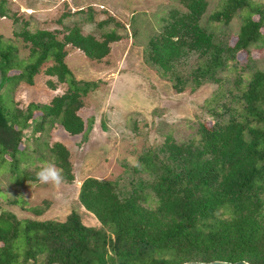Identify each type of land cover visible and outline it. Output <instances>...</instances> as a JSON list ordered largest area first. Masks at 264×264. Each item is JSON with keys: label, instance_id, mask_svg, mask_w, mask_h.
<instances>
[{"label": "trees", "instance_id": "trees-1", "mask_svg": "<svg viewBox=\"0 0 264 264\" xmlns=\"http://www.w3.org/2000/svg\"><path fill=\"white\" fill-rule=\"evenodd\" d=\"M209 7L208 0H174L148 36L146 64L177 93L195 92L206 83L221 87L231 70L237 85L253 64L252 52L264 50V6L224 0L210 13ZM0 17L13 19L14 36L28 49L26 59L20 58L0 34V91L10 87L13 96L19 84L33 86L41 72L66 85L46 104L15 107L10 118L0 95V154L14 156L32 124L29 136L56 126L71 136L84 133L79 112L99 81L77 79L66 48L101 62L110 45L124 38L118 31L123 25L108 17L97 24L98 36L83 34L76 24L64 27L59 39L58 31L32 30L29 21L9 12L5 0ZM240 54L248 63L239 64ZM46 85L56 90L54 81ZM238 90L227 92L229 100L211 110L212 119L200 120L191 138L178 142L167 134L158 147L138 156L137 165L124 164L126 178L83 180L78 200L97 225L85 224L75 210L62 221L20 220L0 204V264H264V69L254 70ZM46 148L63 181L72 183L69 150L61 142ZM40 167L23 170L22 182L38 183ZM49 206L44 200L30 211L41 216Z\"/></svg>", "mask_w": 264, "mask_h": 264}, {"label": "rangeland", "instance_id": "rangeland-1", "mask_svg": "<svg viewBox=\"0 0 264 264\" xmlns=\"http://www.w3.org/2000/svg\"><path fill=\"white\" fill-rule=\"evenodd\" d=\"M5 1L9 12L29 21L32 30L58 31L59 39L66 32L64 27L76 24L83 34L98 36L102 30H98L97 24L108 17H113L124 27L118 30L124 38L110 45L109 55L101 62L87 59L71 46L66 48V62L74 76L99 81L98 88L84 98L85 106L79 112L86 124L85 132L71 136L62 127L56 126L29 136L32 124L24 131L23 142L14 156L0 154V204L20 220L62 221L75 210L85 224L97 225V219L78 200L83 180L88 177L112 180L120 175L126 178L124 164L137 165L138 156L149 147H158L167 134L178 142L194 136L198 122L212 119L209 115L211 110H220V105L229 100V90L238 94V88H244L254 70L264 69V50H254L250 56L253 64H249L245 68L246 73L241 74V83L234 85L237 77L231 70L224 75L221 87L206 83L195 92L187 89L177 93L167 79L146 64L143 54L149 34L158 29L160 17L169 10L174 0ZM208 1L210 13L224 0ZM252 3L264 6V0H252ZM80 10H83L82 14L78 12ZM62 14L68 16L63 18L62 24H58ZM110 27L112 25L105 30ZM16 28L13 19L0 17V34L4 41L17 47L18 56L26 59L28 49L21 39L14 36ZM230 35V43L233 44L234 32L231 31ZM247 61L245 54L238 56L240 65ZM49 79L56 83V90L47 87ZM65 90L66 85L58 84L55 78L41 72L35 77L33 86L21 83L13 96L10 87H4L0 95L10 118L15 107L25 109L31 102L46 104ZM54 142H61L69 150L74 181H63L59 187L23 183V170L53 164L46 147ZM44 200L50 202L49 208L43 215L35 216L30 208L41 205Z\"/></svg>", "mask_w": 264, "mask_h": 264}, {"label": "clouds", "instance_id": "clouds-1", "mask_svg": "<svg viewBox=\"0 0 264 264\" xmlns=\"http://www.w3.org/2000/svg\"><path fill=\"white\" fill-rule=\"evenodd\" d=\"M35 179L40 184L59 187L63 182L62 171L54 164H46L35 173Z\"/></svg>", "mask_w": 264, "mask_h": 264}, {"label": "water", "instance_id": "water-1", "mask_svg": "<svg viewBox=\"0 0 264 264\" xmlns=\"http://www.w3.org/2000/svg\"><path fill=\"white\" fill-rule=\"evenodd\" d=\"M184 264H248V263L245 262V261H238V262H235V263L214 261V262H208V263H204V262H189V263H184Z\"/></svg>", "mask_w": 264, "mask_h": 264}]
</instances>
